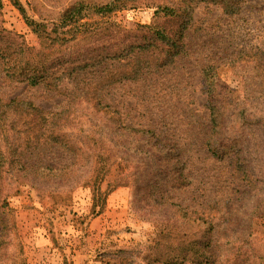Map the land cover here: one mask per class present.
I'll use <instances>...</instances> for the list:
<instances>
[{
	"label": "trees",
	"instance_id": "16d2710c",
	"mask_svg": "<svg viewBox=\"0 0 264 264\" xmlns=\"http://www.w3.org/2000/svg\"><path fill=\"white\" fill-rule=\"evenodd\" d=\"M209 1L219 4L227 16L240 8L239 0ZM15 3L40 46L32 51L0 22V88L7 79L51 90L64 80L75 89L68 88L55 109L18 94L0 95V262L8 257L13 227L7 202L11 182L57 195L68 192V184L84 182L93 188L96 215L115 186L142 183L144 194L153 189V206H160L164 214L157 219L154 245L145 247L150 250L149 264H264V246L256 247L252 232L253 218H264V187L259 186L262 181L256 179L248 159L254 129L249 121L243 130L249 136L227 135V110L216 90V65L201 70L207 114L182 109L184 130L172 120L176 115L172 108L147 104L143 111L116 109L111 104L114 93L103 90L121 82L142 80L149 85L162 70L188 57L190 2L169 0L158 5L153 21L134 30L123 29L109 18L119 0H71L51 30L45 22L29 17L18 0ZM239 54L241 59L256 55L244 48ZM97 71L102 75L92 83L91 75ZM146 91L142 99L154 98ZM89 101L107 121L79 120L75 104ZM114 165L119 167L118 175L102 191L101 184ZM196 183L195 191L202 190L200 203L167 202L173 198L169 193ZM97 204L99 209L94 211ZM199 226L202 233L195 231Z\"/></svg>",
	"mask_w": 264,
	"mask_h": 264
},
{
	"label": "rangeland",
	"instance_id": "374dc122",
	"mask_svg": "<svg viewBox=\"0 0 264 264\" xmlns=\"http://www.w3.org/2000/svg\"><path fill=\"white\" fill-rule=\"evenodd\" d=\"M70 1L18 0V3L29 17L45 22L47 29L51 30L60 11ZM167 1L119 0V7L109 18L123 29L134 30L139 25L150 24L156 7ZM188 1L190 6L187 10L191 18L188 57L183 62L177 60L175 67L162 70L151 81L152 84L144 85L142 80L121 82L107 88L104 86L103 90L114 93L115 100L111 104L116 109L143 111L147 104L172 108V112L176 113L172 120L179 130H184L185 114H180L182 109H198L200 115L207 114L201 70L207 65H216V90L220 92L219 101L227 110L225 131L229 136L236 133L238 136L248 135V131H243L244 125L251 121L254 130L249 137V165L257 175L256 179L262 181L259 186L264 187V0H239V11L231 16H227L215 2ZM0 22L7 30L20 35L19 40L23 39L32 51L39 48L40 40L26 24L15 0H3ZM242 48L256 55L241 59L239 51ZM111 63L108 61L109 68H112ZM100 75L99 71L92 74V83ZM68 88H74L73 84L64 80L59 83L58 89L51 90L6 79L0 88V95L18 94L45 109H55L56 101L64 98ZM144 91L145 95L155 94L154 98L142 99ZM94 103L75 104L79 107V120H108L103 112L96 111ZM173 107L177 108L176 111ZM118 172L119 167L114 165L101 184L102 191L108 190V180H113ZM136 176L142 178V175ZM62 184L59 185H67ZM11 185L7 202L8 221L13 227L9 236L8 257L1 264L150 263V250L145 247L154 245L159 230L157 219L164 214L160 206H153V189L144 194L146 188L142 183L115 186L108 190L105 203L96 215L93 212V188L84 182L68 184L69 191L62 195L52 194L46 188L36 189L29 184L11 182ZM197 185L185 191L169 193L173 198L167 202L183 205L200 203L202 200L198 197L202 190L196 192ZM199 187L203 188L202 185ZM166 196L167 193L164 198ZM99 206L97 204L94 211ZM198 214L203 216L200 212ZM176 217L180 219L179 214ZM195 231L202 233V226ZM252 232L256 247L264 246V218H253ZM173 264L195 263L179 261Z\"/></svg>",
	"mask_w": 264,
	"mask_h": 264
}]
</instances>
